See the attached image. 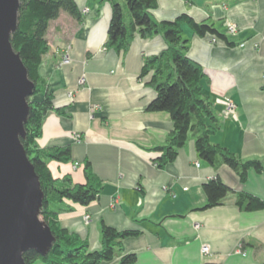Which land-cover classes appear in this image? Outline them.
Masks as SVG:
<instances>
[{"label":"crops","instance_id":"crops-1","mask_svg":"<svg viewBox=\"0 0 264 264\" xmlns=\"http://www.w3.org/2000/svg\"><path fill=\"white\" fill-rule=\"evenodd\" d=\"M76 2L79 21L60 12L47 29L38 71L53 106L63 113L44 115L34 143L40 149L70 147L68 162H48L53 178L67 175L84 183L88 163L102 187L88 205L71 204L70 211L61 212L60 225L77 233L90 250L100 248V222L119 230L139 229V235L122 240L123 251L136 254L134 264H264V209L243 211L234 203L237 192L264 201V171L249 169L240 182L227 165L202 160L190 133L176 158L159 168L153 149L166 142L172 120L165 111H146L155 91L147 85L150 74L140 73L144 60L161 53L166 43L159 34L135 35L126 51L107 49L110 4ZM181 14L211 24L227 37V42L212 41L181 24L186 55L203 70L202 93L218 120L210 141L241 161L258 159L264 166V0H157L151 10L157 21ZM226 24L236 31L226 33ZM63 52L70 60L66 64L61 63ZM224 97L235 104L232 114H226ZM92 105L100 109L91 112ZM215 176L232 192L221 205L201 209L206 202L203 183ZM203 245L208 246L205 254ZM118 262L115 257L101 264Z\"/></svg>","mask_w":264,"mask_h":264},{"label":"trees","instance_id":"trees-1","mask_svg":"<svg viewBox=\"0 0 264 264\" xmlns=\"http://www.w3.org/2000/svg\"><path fill=\"white\" fill-rule=\"evenodd\" d=\"M110 4L111 15L104 46L117 53L128 49L135 35L148 38L161 35L166 43L158 55L144 60L140 77L150 74L147 85L153 87L154 98L146 111H165L172 120V129L166 142L153 149L154 163L164 167L172 162L190 133L198 156L212 166L225 164L235 171L240 182L245 181L247 171L263 172L258 159L241 161L233 152L220 144L212 143L210 136L218 129V120L212 102L202 93L203 70L186 55V40L181 36V24L187 23L194 33L227 42L226 35L206 22H196L181 14L173 20L157 21L151 15L157 0H100ZM60 12L68 13L76 21L81 19V10L76 0H19L17 25L10 35V43L26 68L28 78L34 83L33 94L28 99L29 113L24 124L25 134L21 143L34 167L43 192L39 217L50 228L54 241L48 251L41 255L34 250L22 257L25 264L40 261L42 264H101L119 257L118 264H134L136 254L125 253L122 240L140 234L139 229H116L100 222V248L90 250L85 240L77 233L62 227L58 220L61 212L70 211L71 204L88 205L96 200L101 191V182L93 175L89 164L84 166V183H74L67 175L53 178L48 168L50 160L68 162L70 147L52 146L38 148L35 139L41 134V121L51 110L63 113L53 106V95L39 76L42 55L47 50L46 33L51 20ZM206 202L201 209L221 205L231 188L215 176L203 183ZM235 205L243 211L264 209V201L247 192H237ZM209 264V263H204Z\"/></svg>","mask_w":264,"mask_h":264},{"label":"water","instance_id":"water-1","mask_svg":"<svg viewBox=\"0 0 264 264\" xmlns=\"http://www.w3.org/2000/svg\"><path fill=\"white\" fill-rule=\"evenodd\" d=\"M19 0H0V264H25L29 250L44 255L54 237L39 217L43 192L21 143L34 83L11 46Z\"/></svg>","mask_w":264,"mask_h":264},{"label":"built area","instance_id":"built-area-1","mask_svg":"<svg viewBox=\"0 0 264 264\" xmlns=\"http://www.w3.org/2000/svg\"><path fill=\"white\" fill-rule=\"evenodd\" d=\"M225 31H226V33H233V32H235L236 31V27L234 26V25H232V24H226V26H225ZM212 39V41H216L217 39L215 38V37H212L211 38ZM70 60H69V57H68V55H67V53L66 52H63V54H62V56H61V63L62 64H66V63H68ZM84 77H81L80 79H79V84H83L84 83ZM68 97H71L72 96V93L71 92H68ZM222 103L224 104V106H225V111H226V114H232L233 112H234V109H235V104H234V102L233 101H231L229 98H227V97H224V98H222ZM100 109V106H98V105H92L91 107H90V111L92 112V111H95V110H99ZM75 138L78 140L79 139V135L78 134H76L75 135ZM75 165H77V163H75ZM84 218L87 220L88 218H89V216L88 215H86V216H84ZM200 252L202 253V254H205L206 252H208V246L207 245H203L202 247H201V250H200Z\"/></svg>","mask_w":264,"mask_h":264}]
</instances>
